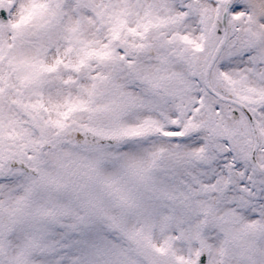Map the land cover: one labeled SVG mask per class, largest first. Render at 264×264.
<instances>
[{
	"label": "snow or ice",
	"instance_id": "snow-or-ice-1",
	"mask_svg": "<svg viewBox=\"0 0 264 264\" xmlns=\"http://www.w3.org/2000/svg\"><path fill=\"white\" fill-rule=\"evenodd\" d=\"M0 264H264V0H0Z\"/></svg>",
	"mask_w": 264,
	"mask_h": 264
}]
</instances>
